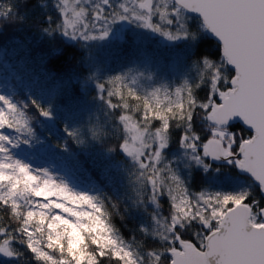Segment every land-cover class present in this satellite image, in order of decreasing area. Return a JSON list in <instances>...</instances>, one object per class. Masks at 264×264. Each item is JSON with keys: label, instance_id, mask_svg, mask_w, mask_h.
Listing matches in <instances>:
<instances>
[{"label": "snow or ice", "instance_id": "snow-or-ice-1", "mask_svg": "<svg viewBox=\"0 0 264 264\" xmlns=\"http://www.w3.org/2000/svg\"><path fill=\"white\" fill-rule=\"evenodd\" d=\"M6 27L38 33L36 79L52 87L22 100L0 93V259L27 264L20 244L35 264H264V0H0ZM144 33L180 50L177 85L162 79ZM112 38H126L112 52L123 65L105 75L92 51ZM212 40L218 59L200 51ZM70 45L82 52L75 67ZM86 107L88 121L77 116ZM58 113L63 143L53 145L37 129L52 132ZM69 142L122 159L127 206L157 246L125 240L110 220L117 203L48 166ZM21 145L43 162L21 158ZM228 168L242 186L191 192L194 171L216 180Z\"/></svg>", "mask_w": 264, "mask_h": 264}, {"label": "trees", "instance_id": "trees-1", "mask_svg": "<svg viewBox=\"0 0 264 264\" xmlns=\"http://www.w3.org/2000/svg\"><path fill=\"white\" fill-rule=\"evenodd\" d=\"M4 2L6 4V0ZM44 2H47V0H44ZM34 3L35 0H26V6L29 8ZM39 12L40 9L37 8L32 15L35 16ZM144 36L148 39L145 41L144 48L149 54L159 60L160 63L166 64L170 60V53H174L175 55L180 51L179 49H170L166 44L161 43L159 36L149 33H144ZM39 39V35L34 29L29 30L25 28L23 31H20L15 27H6L0 32V51L4 53L0 56V93H12L16 99L22 100L27 95L29 89H32L33 95L37 96L42 95L41 90L47 92L51 89V83H46L42 76L38 80L36 79L39 69L35 57L40 50ZM125 43L126 38H112L103 43L105 47L102 49H93L92 54L97 59V66L101 71L113 75L117 70L122 69L123 61L118 60L112 52L117 50L116 46ZM69 47L71 49L69 54L74 57L72 64L75 67V58H78L82 52L78 47L71 45ZM200 51L201 53H208L215 59L219 57V48L213 40L210 44H205ZM92 112L99 115L95 112L94 108ZM80 115H82L83 120L88 121L90 117L88 108H84L81 113L77 114V116ZM63 119V114L58 113V118L52 126V132L44 128H38V134H42L41 138L46 137L53 145L62 144ZM241 129H243L241 134L245 137L251 135L241 125L236 130L240 132ZM69 149V153L64 154L62 158L58 159L57 164H49L48 166L54 171L59 167L58 173L65 176L81 191L90 193L99 192L110 197L113 203H117L118 210L109 209L111 212L110 220L125 240H131L135 236L147 248L157 246L151 239H145L138 232L139 225L145 218L144 213L127 206L129 203L127 196L131 195V189L127 173L120 166L122 159L116 157L112 161L104 160L97 155V150L89 149L85 151L71 142H69ZM31 151L32 149L25 145H21L18 148V154L21 157H27L34 161L35 164L42 163L43 153L37 156L28 155ZM48 159L51 158L49 157ZM235 176V170L231 168L222 171L216 180L211 179L201 171H194L190 178V190L193 193H197L206 187L217 190L224 187L225 183H228L230 186L224 187V190L231 191L234 187L242 186L231 183ZM161 210L163 214H167L168 204L165 201L161 202ZM16 247L24 253V256L27 258V264H35L25 246L16 244ZM11 259L2 258L0 259V264H8V261H11ZM12 264H15V262L12 261ZM20 264H24V262L21 261Z\"/></svg>", "mask_w": 264, "mask_h": 264}, {"label": "rangeland", "instance_id": "rangeland-1", "mask_svg": "<svg viewBox=\"0 0 264 264\" xmlns=\"http://www.w3.org/2000/svg\"><path fill=\"white\" fill-rule=\"evenodd\" d=\"M119 23L120 22H117L118 25H119ZM124 31H127V29H124ZM103 43H106V41L103 42ZM170 55H171L170 60L166 64L165 63H160V65H161L160 71H161L162 79L165 82H171L173 84V86H175L181 81L182 73H183L184 70H183V68H182V66H181V64L179 62L178 53L175 54V55H174V53H170ZM128 66L135 68L138 65L137 64H131V65H128ZM121 70H117V72H115V74H119ZM123 70L126 71L127 68H124ZM104 74L105 75H110V74H107L105 72H104ZM115 74H113V75H115ZM14 151L18 154V149H15ZM21 158H26L28 162H34V161H32L31 159H29L27 157H21ZM56 174L60 175L59 173H56ZM70 184H71V186L75 187L77 190H80L75 185H73L72 182H70ZM38 199H42V198H38Z\"/></svg>", "mask_w": 264, "mask_h": 264}, {"label": "water", "instance_id": "water-1", "mask_svg": "<svg viewBox=\"0 0 264 264\" xmlns=\"http://www.w3.org/2000/svg\"><path fill=\"white\" fill-rule=\"evenodd\" d=\"M213 41H215V40H213ZM216 42V41H215ZM241 126L244 128V129H246L247 131H249L250 132V130H248L247 128H246V126H244V125H242L241 124ZM251 133V132H250Z\"/></svg>", "mask_w": 264, "mask_h": 264}]
</instances>
